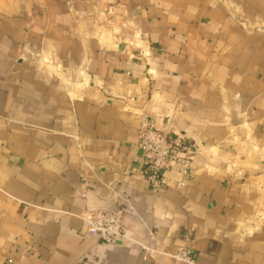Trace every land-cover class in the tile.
<instances>
[{"label": "crops", "instance_id": "0c3cea01", "mask_svg": "<svg viewBox=\"0 0 264 264\" xmlns=\"http://www.w3.org/2000/svg\"><path fill=\"white\" fill-rule=\"evenodd\" d=\"M146 120L196 145L185 185L144 178ZM115 209L154 253L89 232ZM185 247L264 264V0H0V264Z\"/></svg>", "mask_w": 264, "mask_h": 264}, {"label": "built area", "instance_id": "2783aa9c", "mask_svg": "<svg viewBox=\"0 0 264 264\" xmlns=\"http://www.w3.org/2000/svg\"><path fill=\"white\" fill-rule=\"evenodd\" d=\"M139 148L144 155L143 176L153 192H157L163 185L165 173L168 171H176L182 175L183 180L178 183L179 187L188 182L192 159L197 155L198 149L187 137L172 136L146 120L140 130ZM85 221L89 232L102 242L109 244L125 242L131 248L147 254L154 253L146 242L137 240L129 234L123 209L96 211ZM171 257L182 264H196L195 252L191 247L182 248Z\"/></svg>", "mask_w": 264, "mask_h": 264}]
</instances>
